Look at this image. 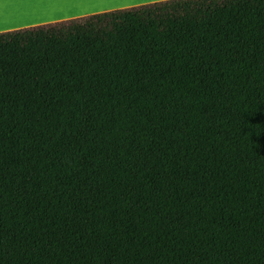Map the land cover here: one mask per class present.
Wrapping results in <instances>:
<instances>
[{"label":"trees","instance_id":"trees-1","mask_svg":"<svg viewBox=\"0 0 264 264\" xmlns=\"http://www.w3.org/2000/svg\"><path fill=\"white\" fill-rule=\"evenodd\" d=\"M0 264H264V0L0 33Z\"/></svg>","mask_w":264,"mask_h":264},{"label":"crops","instance_id":"crops-1","mask_svg":"<svg viewBox=\"0 0 264 264\" xmlns=\"http://www.w3.org/2000/svg\"><path fill=\"white\" fill-rule=\"evenodd\" d=\"M163 1L168 0H40L39 4L31 6L17 0H3L0 33Z\"/></svg>","mask_w":264,"mask_h":264},{"label":"snow or ice","instance_id":"snow-or-ice-1","mask_svg":"<svg viewBox=\"0 0 264 264\" xmlns=\"http://www.w3.org/2000/svg\"><path fill=\"white\" fill-rule=\"evenodd\" d=\"M18 3H23L25 5L35 6L40 3V0H17ZM3 3V0H0V4Z\"/></svg>","mask_w":264,"mask_h":264}]
</instances>
